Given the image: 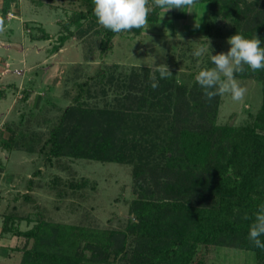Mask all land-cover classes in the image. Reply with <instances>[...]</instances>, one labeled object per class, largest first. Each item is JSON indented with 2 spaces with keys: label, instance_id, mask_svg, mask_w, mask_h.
Here are the masks:
<instances>
[{
  "label": "trees",
  "instance_id": "1",
  "mask_svg": "<svg viewBox=\"0 0 264 264\" xmlns=\"http://www.w3.org/2000/svg\"><path fill=\"white\" fill-rule=\"evenodd\" d=\"M30 1L64 12L66 18L56 22L55 51L71 37H98V49L105 55L117 34L133 37L160 26L162 8L155 7L153 0H148L153 10L147 24L120 33L97 22L93 0H77L79 7L69 13L62 0ZM194 3L208 5L207 37L211 30L222 34L225 28L229 36L256 35L264 43V0ZM9 9L3 2L1 15ZM187 10L171 8L170 17L185 19ZM37 30L32 40L52 38L43 26ZM193 41L174 38L168 43L165 58L172 64L171 75L159 80L156 89L150 86L152 67L131 66L125 71L112 64L76 83L72 103L62 108L57 120H48L45 132L25 131L14 123L0 131L3 149L34 154L43 166L32 170L24 180L25 191L13 197L31 209L22 212L13 204L12 211L1 214L0 236L26 240L18 264H208L211 253L220 248L251 251L255 264H264V249L248 238L249 225L264 204V69L253 72L245 66L244 72L236 74L237 79L259 83V107L238 123L219 122L222 94L208 99L195 81L201 68L214 66L209 56L202 55L199 62L191 54L183 59ZM221 44L210 46L212 54L221 52ZM3 95L0 90V98ZM73 160L129 168L132 198L125 218L100 227L57 221L48 215L32 194L41 187L35 178L42 176L45 167L67 173L66 178L51 173L48 189L60 199L69 198L74 210L89 216L83 203L95 191L96 182L74 176ZM3 170L0 160V173ZM23 221L30 227L21 229Z\"/></svg>",
  "mask_w": 264,
  "mask_h": 264
},
{
  "label": "rangeland",
  "instance_id": "2",
  "mask_svg": "<svg viewBox=\"0 0 264 264\" xmlns=\"http://www.w3.org/2000/svg\"><path fill=\"white\" fill-rule=\"evenodd\" d=\"M3 2L8 3L10 9L1 15ZM61 2L67 13L78 6L77 0ZM207 10V3H194L191 10H187L185 19L172 20L170 9L165 12L161 9L158 29H145L142 34L133 37L117 34L112 49L102 55L97 46L98 37H85L83 40L71 37L58 50L52 49L57 36L56 22L59 18H66L62 10L54 11L45 3L38 5L30 0H0V90L4 92L0 98V131L5 130L6 124L14 123L25 131L35 128L45 132L50 124L48 120H57L62 108L72 103L71 97L77 92L76 83L101 67L108 69L112 64H117L119 69L125 71L131 66L159 67L165 64L170 67L172 64L165 57L168 43L174 38L194 40L189 45V51L183 55L184 60L189 58V54L192 55L194 48L206 46L207 41L212 47L215 42H221L220 50L226 52L229 48L227 38L230 36L225 28L222 34L213 29L210 37L205 35ZM38 26H43L52 38L32 40V35L39 34ZM199 38H203L204 42H200ZM88 46L90 49H87ZM192 57L196 62L201 58ZM238 82L246 88V94L239 101L233 100L228 93L221 95L219 122L232 119L238 123L247 116L248 111L253 112L259 107V83L241 79ZM112 94L114 92L110 90L109 96ZM0 160L4 165L0 173L1 224V214L12 211L13 204L17 206L16 210L22 212L31 209L30 204L21 199L14 200L13 197L25 191V178L32 174L34 168L42 165L34 154L7 151L1 146ZM70 166L74 176H85L96 182L95 191L83 203L90 213L84 217L82 210H74L69 205V198L60 199L48 189L51 173L57 172L62 178H66L67 173L60 168L50 170L45 167L42 176L35 178L41 182V187L32 194L41 206L47 208L53 220L104 227L117 224L118 218L128 215L127 201L132 198V181L126 165L73 160ZM30 225L23 221L19 226L26 229ZM25 243L22 236H0V264H18ZM208 264H255V257L251 251L220 248L211 253Z\"/></svg>",
  "mask_w": 264,
  "mask_h": 264
},
{
  "label": "clouds",
  "instance_id": "3",
  "mask_svg": "<svg viewBox=\"0 0 264 264\" xmlns=\"http://www.w3.org/2000/svg\"><path fill=\"white\" fill-rule=\"evenodd\" d=\"M93 4L97 22L115 33L144 27L149 13L153 10L148 0H93ZM153 4L162 8L164 12L171 8L191 10L194 0H153ZM227 42L229 44L227 51L216 54H212L209 41L206 46L200 45L194 48L193 56L201 57L207 54L214 65L201 68L195 75V81L208 99L228 93L233 100L239 101L245 96L246 88L238 82L236 74L244 72L245 66L253 72L264 69V46H262L264 43L256 35L246 37L240 32L228 37ZM170 75L171 72L165 64L152 67L150 86L156 89L159 80L166 79ZM261 237H264V204L258 206L248 228L249 240L256 248L264 249V240Z\"/></svg>",
  "mask_w": 264,
  "mask_h": 264
}]
</instances>
